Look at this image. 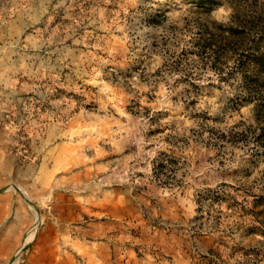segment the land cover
<instances>
[{
    "label": "rangeland",
    "instance_id": "obj_1",
    "mask_svg": "<svg viewBox=\"0 0 264 264\" xmlns=\"http://www.w3.org/2000/svg\"><path fill=\"white\" fill-rule=\"evenodd\" d=\"M255 1L0 0V264H264Z\"/></svg>",
    "mask_w": 264,
    "mask_h": 264
},
{
    "label": "trees",
    "instance_id": "obj_2",
    "mask_svg": "<svg viewBox=\"0 0 264 264\" xmlns=\"http://www.w3.org/2000/svg\"><path fill=\"white\" fill-rule=\"evenodd\" d=\"M249 10L251 15L244 19L242 21L244 23L239 25L240 28L237 29L243 30L247 27L249 31L247 34H245V31H239L238 38L240 40L239 44H243L241 43V41H244L243 39L250 41L253 55L248 59V66L257 69V73L245 74L237 79L239 81V102H241L240 104L253 103L256 108H259L264 107V2L255 1L250 3ZM228 40L229 37L222 34L219 43L221 45L227 44ZM259 123L264 124L260 121ZM261 131L259 138L262 146H264V128Z\"/></svg>",
    "mask_w": 264,
    "mask_h": 264
},
{
    "label": "crops",
    "instance_id": "obj_3",
    "mask_svg": "<svg viewBox=\"0 0 264 264\" xmlns=\"http://www.w3.org/2000/svg\"><path fill=\"white\" fill-rule=\"evenodd\" d=\"M1 101H2V98L0 97V102H1ZM6 134H7V133H6V132L4 133V131L1 132V135H2V136L0 137V140L5 139V138H6V136H5ZM2 138H3V139H2Z\"/></svg>",
    "mask_w": 264,
    "mask_h": 264
},
{
    "label": "bare ground",
    "instance_id": "obj_4",
    "mask_svg": "<svg viewBox=\"0 0 264 264\" xmlns=\"http://www.w3.org/2000/svg\"><path fill=\"white\" fill-rule=\"evenodd\" d=\"M33 232H35V230H33ZM11 264H17V260L13 261Z\"/></svg>",
    "mask_w": 264,
    "mask_h": 264
}]
</instances>
